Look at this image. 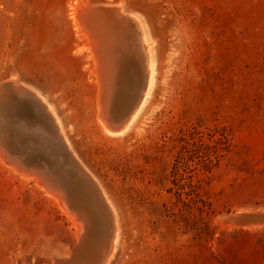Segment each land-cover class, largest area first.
I'll use <instances>...</instances> for the list:
<instances>
[{
  "label": "rangeland",
  "instance_id": "rangeland-1",
  "mask_svg": "<svg viewBox=\"0 0 264 264\" xmlns=\"http://www.w3.org/2000/svg\"><path fill=\"white\" fill-rule=\"evenodd\" d=\"M84 4L137 14L154 41L156 90L126 136L98 125L94 60L73 14ZM124 69L133 98L140 70L129 59ZM4 80L42 95L67 143L56 149L36 130L7 139L13 117L35 129L41 116L31 97L20 95L18 108L8 90L4 147L25 166L56 165L84 228L77 237L66 209L0 159V264H76L73 246L93 228L102 230L101 256L108 212L70 165L69 149L115 209L108 264H264V220L225 218L264 213V0H0Z\"/></svg>",
  "mask_w": 264,
  "mask_h": 264
},
{
  "label": "bare ground",
  "instance_id": "bare-ground-1",
  "mask_svg": "<svg viewBox=\"0 0 264 264\" xmlns=\"http://www.w3.org/2000/svg\"><path fill=\"white\" fill-rule=\"evenodd\" d=\"M104 5H107V4H104ZM89 6H91V5L84 4V5H81L79 7H75L73 14H74L75 22L78 25L79 32H81L84 35V37L86 38V45L87 46L89 45L88 48L90 49L91 54L93 56V60H94V70H95L96 77H97V91H96L97 99L95 98L96 99V105H97V111H95V112H96V117L98 119V125L100 128V131L107 134V135L126 136L130 132H132L137 127L139 122L141 121L142 116H143L145 110L147 109L149 103L151 102L153 94L156 90L155 86H156V76H157V61H156V56H155V52H154V41L150 37L144 21L137 14L130 13L133 20L136 23L135 26H136V29L138 32V36L141 39V47H142V52H143V60H142L143 64H141V59H137V56H135V59H134L132 54H128L126 52L124 54V56L121 57L123 60L119 63L118 67L117 66H116V68L111 67L110 68L111 70H107L105 67H103L102 62L99 60V55H98L97 50H96V48L93 45L92 40H91L92 36H91L90 32L88 31V29L86 28V26L83 22V19L85 18L84 17L85 10ZM113 7L115 8L116 11H118L120 13H125L122 11V9L120 11L119 7H117L115 5ZM93 36L95 38H97V37H100V34H96V35L93 34ZM128 59H129V62L134 61L135 64L138 65L139 70H140V73H138V74H140V76H141L140 81H139V86L137 88L138 89L137 93H134L135 96L133 98H132V94L134 92L133 89L131 87H129V88L123 87V85H124L123 82L126 83L125 85H127V87H128V85H130V83H128L127 81H124L125 76H126L125 75L126 70L124 68L126 66ZM112 60L114 61V59H110V61L113 63ZM106 62L107 61H105V63ZM115 64H116V61H115ZM128 64L130 65V63H128ZM129 68L130 67L128 66V69ZM11 86L13 87V89L17 88V87H14L15 86L14 83ZM19 88L20 89L17 88V90H20V92H21L20 95L25 94V96L31 97V100L33 101L35 109H39L38 114H41V116L37 117V118H39V119H37L38 123H39L38 124L39 127L38 128L34 127L35 128L34 130H36L35 133L36 134L37 133L42 134L41 136L48 135L49 137H52L53 138L52 141L55 142L54 146L56 149H59L62 147H64L66 149L65 144H67V143L63 142L65 140H62L64 135L62 134L63 129H62L61 123L59 121V118L54 114V109L51 107V105H45V103L43 102V101H45L44 97L42 95H40L38 92L31 91V89L29 87H28L29 89L27 87L25 88V87H21V86ZM20 97L21 96H19L17 99V97H13V95L11 94V99L13 100V102H16V105L17 104L19 105L18 108H22V105L20 104ZM130 99H132L131 102H130ZM8 102H9V97H7V95H6V99L0 101V109L4 108V106L7 105ZM126 102H130L127 107L125 105ZM1 120H2L3 124L7 123V121H8V120H5L4 118H1V116H0V121ZM37 120L34 122H37ZM32 122H31V124H32ZM21 124H23V126H26L22 117L21 118L20 117H13V129L9 135L10 137L7 138V139L11 138L13 143L15 141H17L16 137L14 138L13 131L16 129L17 125H21ZM26 127L31 128V126H28V123H27ZM2 128H4V126L2 127V124L0 122V159L3 160L5 164L10 165L11 168L16 173H18L20 175V177H23L24 179H27V180H32L38 188H40L43 192H45L48 196H50L54 200H57L59 202V204H61L62 207L64 209H66L69 218L73 221V223L76 224V227H77L76 234H77V237H78V235L80 236V231L82 232V230L84 228L82 220H81L82 217L80 218L79 213L76 210L71 209V207L68 205V201H67V199L69 197V196H67L68 192L63 189V187H64L63 185H65V183L63 182L64 180H62L61 177L58 174H56V168H55L56 165L54 166V168H52L53 166L52 167L50 166L51 169H49V168L47 169L46 166L44 167V165H43L44 163H42V165H43L42 167H40L41 166L40 164H39V167H37V166L35 167L34 165L33 166L30 165L31 167H28L29 165L25 166L24 164H22L23 163L21 161L22 157H20V156H19V158L17 157V159L16 158H13V159L9 158L7 156V153H6V151H8V150H4V148H5L3 145L4 138L2 137L3 135L1 134ZM40 130H42L41 133H40ZM4 134H5V131H4ZM19 135L20 134H18L17 136H19ZM21 135L23 136L25 134L21 133ZM19 141H21V140H19ZM29 143H31V142H29ZM42 143H44V142H42ZM20 145H22V143ZM40 145H39V147H40ZM5 149H7V148H5ZM36 150H37V148H36ZM31 152H33V151H31ZM49 152H50V150H49ZM61 152H59V153H61ZM66 152H67V154H70V156L67 158H70L71 162L70 161L69 162H70V165H72V168L75 167L79 171V175H81L80 174V172H81L84 180H86L94 188L100 204L102 203L106 212H108V218H109V222H110L108 229H107V240L102 242L101 256H97V251H99L98 249L100 248V246H99L100 242L99 241L101 240L100 236H101L102 230H99L100 229L99 226H98V228H99L98 230H94V228L92 229L93 226H91V228L89 226V228L92 229V232H90L89 234L85 233L86 236L88 234V237L86 239H84V241H83V242H85L84 245H83V243H81L82 246L81 245L80 246H77V245L73 246V252H75V249L77 251L79 250L77 257L75 258L74 257L75 255L73 257L75 258V260L79 264H86V263H89L90 261L93 262L91 264H108L110 262L111 258L114 256L115 251L117 249V244H118V227H117L116 221H114V219H116L115 209H114L111 201L109 200V198L106 196V194H105L102 186L100 185V183L97 182L96 178H94V175L90 174L84 168V166L79 163L80 161H78L76 159L77 157L76 158L74 157L75 154H72L70 149L66 150ZM34 153H36V152H34ZM15 154H18V153H15ZM31 154H33V153H31ZM67 154H65V156ZM31 156H33V155H31ZM62 156H64V155H62ZM60 157H58L60 162L64 161L62 159V157H61V159H60ZM38 160H40V159H38ZM59 160H58V162H59ZM30 162H31V159H30ZM51 162H49V163L51 164ZM63 164H62V166H63ZM45 165H47V163ZM67 165H68V163H67ZM65 168H67V167H65ZM68 183L71 184L70 182H68ZM69 184H68V186H69ZM63 192H66L67 195H65V193H63ZM65 196L67 197V199ZM71 206L73 207V205H71ZM84 213H86V212H84ZM88 213H89V211H88ZM92 214H94V213L92 212ZM94 215H96V214H94ZM91 217H92V215H91ZM98 217H100V216H98ZM90 219H93V218H90ZM83 221H85V218ZM103 227H104V225H103ZM89 228H87V230ZM103 230H106V229H103ZM105 242H106V244H105ZM70 249H72V248H70ZM93 258L95 259L94 261L96 263L93 260H91ZM87 260H90V261L87 262Z\"/></svg>",
  "mask_w": 264,
  "mask_h": 264
},
{
  "label": "water",
  "instance_id": "water-1",
  "mask_svg": "<svg viewBox=\"0 0 264 264\" xmlns=\"http://www.w3.org/2000/svg\"><path fill=\"white\" fill-rule=\"evenodd\" d=\"M114 5L116 4H94L87 7L84 13L85 18L83 19V22L92 36L91 40L97 50L99 60L102 62L103 67H105L107 70H111V67H118L119 63L123 60L121 57H123L127 52L128 54H132L134 59L135 56H137V59H141V64H143L141 39L138 36L135 26L136 23L130 14L116 11L113 7ZM93 34H100V37L95 38ZM110 59H114V61L112 60L113 63L110 61ZM105 61L107 62L105 63ZM12 84L13 82L9 80L0 82V101L6 99V93L8 90L11 91L10 94H12L13 97H17L18 99L20 96V90L13 89L11 86ZM36 124L39 123L37 122ZM35 127H39V125H35ZM32 132H34V129L28 128L21 124L17 125L16 129L13 131V135L15 138L18 134H30ZM41 132L42 130H40V133ZM7 150L9 149L7 148ZM6 153L11 159H17L19 156L17 154H12L9 151H6ZM225 218L226 220L229 219L239 222H257L264 220V213L237 212L228 214L225 216Z\"/></svg>",
  "mask_w": 264,
  "mask_h": 264
}]
</instances>
